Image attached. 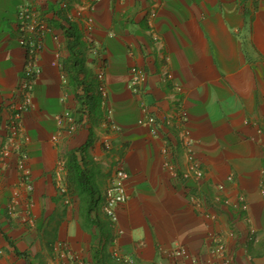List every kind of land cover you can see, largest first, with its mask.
<instances>
[{
	"label": "crops",
	"instance_id": "0c3cea01",
	"mask_svg": "<svg viewBox=\"0 0 264 264\" xmlns=\"http://www.w3.org/2000/svg\"><path fill=\"white\" fill-rule=\"evenodd\" d=\"M22 3L36 7L51 31L22 119L32 190L19 185L13 157L0 160V264H67L58 242L88 264H119L115 244L140 264H170L164 251L176 246L206 258L212 232L230 264H264V0H0V148L23 75L15 31ZM132 66L146 74L135 93ZM65 109L80 119L86 113L72 134L55 123ZM148 115L160 123L156 135L137 123ZM184 128L201 177L189 172ZM117 163L128 173V197L113 224L102 204ZM240 196L246 209L234 207Z\"/></svg>",
	"mask_w": 264,
	"mask_h": 264
},
{
	"label": "built area",
	"instance_id": "2783aa9c",
	"mask_svg": "<svg viewBox=\"0 0 264 264\" xmlns=\"http://www.w3.org/2000/svg\"><path fill=\"white\" fill-rule=\"evenodd\" d=\"M62 7H66L65 2H61ZM16 41L24 50V67L23 75L20 78L17 87L9 97V110L7 111L5 119V128L7 132L6 140L0 148V160L5 161L10 157L14 158L15 167L19 174V185L23 187L25 192H30L33 188L30 182V169L28 167L27 153L22 149L24 135V127L22 123L23 114L31 107L33 103L32 87L35 80L40 76L41 68L38 60L40 53L44 49V38L50 33L51 29L48 26L44 17L38 12L36 7L30 4L22 3L18 6L16 11ZM92 19H88V27L86 30L91 32ZM146 74L142 68L132 66L129 71L128 87L132 92H138L140 88L145 84ZM62 80L66 81V77L62 76ZM98 89L105 104L107 99V90L104 85V72L102 69L97 72ZM173 87L176 91H180V85L177 82L173 83ZM177 116L185 121L187 118V111L179 106L177 108ZM143 111L146 107L142 108ZM107 121L108 124L116 129V124L111 119V110L107 108ZM55 123L60 130L66 131L67 134L74 133L82 124L86 122V113L82 114L80 121L78 120V114L74 111L65 109L61 114L55 116ZM138 124H144L149 126L151 134L156 135L159 130V124L157 120L148 115L144 118H140L137 121ZM182 142L187 146L189 172H193L196 177H201L203 174L202 169L199 167V163L194 157L192 145L194 143L189 131L184 128L182 130ZM52 140H57V135L52 136ZM106 147L108 143H104ZM166 153V149H164ZM170 172H174V164L167 162L164 164ZM63 164L59 163V172L62 170ZM188 174H185L187 176ZM60 179V178H59ZM128 179V173L125 171L123 164H115L113 174L109 180L108 186L104 191V201L102 204L103 214L115 224L118 220L116 214V208L118 205L123 204L128 195L125 188V182ZM228 179H231L229 176ZM220 188H222L220 186ZM60 190L62 193H66V187L64 184H60ZM20 189L17 188L13 191L12 197L9 201V212H13L20 200ZM264 195V194H263ZM67 201V199H65ZM229 203L228 200H225ZM238 203H234L235 208L246 209L247 204L244 197L240 196ZM255 229H250L252 234ZM116 233L122 234L123 231L119 228L116 229ZM208 240V256L206 258L196 259L191 256L189 252L181 247L176 246L172 249L164 251L165 256L170 261V264H230V257L226 254V246L222 236L217 232H212L207 236ZM56 249L60 250V257L66 259L67 264H88L79 254L73 253L68 249V246L64 242H58ZM112 257L119 264H140L135 258L127 253L121 252L120 248L115 244V247L111 251Z\"/></svg>",
	"mask_w": 264,
	"mask_h": 264
},
{
	"label": "trees",
	"instance_id": "16d2710c",
	"mask_svg": "<svg viewBox=\"0 0 264 264\" xmlns=\"http://www.w3.org/2000/svg\"><path fill=\"white\" fill-rule=\"evenodd\" d=\"M80 179H81V177H80ZM85 202H87V204L89 203V206H91L92 205V203L94 202L91 198H89V199H86V200H84ZM91 210V208L89 209V211Z\"/></svg>",
	"mask_w": 264,
	"mask_h": 264
},
{
	"label": "clouds",
	"instance_id": "9594fccd",
	"mask_svg": "<svg viewBox=\"0 0 264 264\" xmlns=\"http://www.w3.org/2000/svg\"><path fill=\"white\" fill-rule=\"evenodd\" d=\"M66 80H67V78H66ZM69 110H70V109H69ZM80 120H81V119L78 117V120H77V121H80ZM85 123H86V122H85ZM82 125H83V124H82ZM82 125H81V126H82ZM81 126H80V127H81ZM76 131H77V130H76ZM76 131H75V132H76Z\"/></svg>",
	"mask_w": 264,
	"mask_h": 264
}]
</instances>
